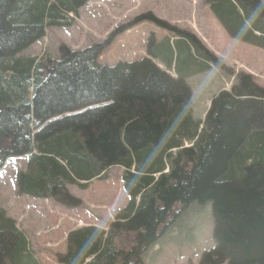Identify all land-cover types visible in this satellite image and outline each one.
I'll list each match as a JSON object with an SVG mask.
<instances>
[{"label": "trees", "instance_id": "trees-1", "mask_svg": "<svg viewBox=\"0 0 264 264\" xmlns=\"http://www.w3.org/2000/svg\"><path fill=\"white\" fill-rule=\"evenodd\" d=\"M88 1L0 0V170L27 156L19 194L65 207L81 204L67 184L85 190L110 168L124 170L126 206L107 230L70 231L56 261L144 264L196 202L209 203L213 219L214 246L203 264H264V88L238 72L229 91L211 98L204 120L194 119L190 86L151 60L98 64L112 37L133 24L82 50L60 47L56 61L17 57L47 27L69 26ZM202 1L231 38L264 50V0ZM169 29L181 42L170 48L151 40L150 56L169 61L176 52L184 73L209 65L232 73L193 35ZM0 264H36L27 236L1 209Z\"/></svg>", "mask_w": 264, "mask_h": 264}, {"label": "rangeland", "instance_id": "rangeland-1", "mask_svg": "<svg viewBox=\"0 0 264 264\" xmlns=\"http://www.w3.org/2000/svg\"><path fill=\"white\" fill-rule=\"evenodd\" d=\"M70 18L69 26L47 27L45 36L17 57L37 61L50 57L56 61L60 57V47L82 50L106 41L120 27L133 24L130 27L138 25L140 30L132 35L128 31L114 35L98 63L113 65L111 63L137 61L146 57L145 39L149 40L146 35L154 39L174 38L177 34L169 29L174 28L191 35L193 31L197 41L222 56L219 59L232 73L220 72L223 79L215 81L225 90H230L238 72L250 75L257 86L264 88V50L252 46L237 47L230 40H224L226 37L221 43L219 29L202 0H90L78 8L77 16ZM144 18H152L169 28L162 29L155 22H139ZM131 37L135 39L134 45L129 41ZM4 75L8 76L6 72ZM189 83L194 94L191 101L193 117L203 121L216 88L209 83L194 86L190 79ZM31 92L28 88L29 96ZM28 161L27 156L13 157L0 170V209L13 218L27 236L30 254L36 264H59L55 254L66 252V235L70 230L87 225L106 230L128 202L121 182L124 170L118 166L110 168L105 179L89 183L86 190L67 184L68 194L81 201L76 207L19 194L17 180L27 170ZM212 227L210 204L192 203L159 243L148 250L144 264H203L202 253L214 246Z\"/></svg>", "mask_w": 264, "mask_h": 264}, {"label": "crops", "instance_id": "crops-1", "mask_svg": "<svg viewBox=\"0 0 264 264\" xmlns=\"http://www.w3.org/2000/svg\"><path fill=\"white\" fill-rule=\"evenodd\" d=\"M204 3V2H203ZM206 7L208 8V6L206 5ZM208 10H209V8H208ZM210 11V10H209ZM210 13H211V15H212V18H213V20H214V22H215V24H216V26L218 27V29H219V35L221 36L220 38H222V40L221 39H219L220 41H221V43H223V41L224 40H230L231 42H233V43H235V45L237 46V47H239V46H246L247 48L249 47V46H252V45H249V44H246V43H244V42H241V41H238V40H236V39H233V38H231L228 34H227V32L224 30V28L221 26V24L217 21V19L215 18V16L212 14V12L210 11ZM139 28H138V25H136V26H134V27H130L128 30H126V31H128L129 32V35H132V34H134V32H136L137 30H138ZM140 30V29H139ZM126 31H124V32H122V33H125ZM192 33H193V35L195 36V33L192 31ZM119 35H121V34H119ZM146 37L147 38H149V40H148V42H147V40L145 39V44L147 45V48H146V52H147V54H146V57L144 56V57H142V59L143 58H147V59H149V60H151L152 61V63L153 64H155L159 69H161V70H163L164 72H166L169 76H171V77H173L174 79H177V78H181V79H183L187 84H188V86H192V84H190L189 83V79L190 80H193V85L194 86H196V85H198V86H203V84H205V83H209V84H211V85H214L215 86V88H216V92L214 93V95L215 94H217L218 92H220V91H222V90H225V88H223V87H221L220 85V83H217L215 80H217V79H223V76L222 75H220V70H218V69H216V68H212V66L211 65H209L206 69H204V70H202V71H190V72H187V73H184L182 70H181V67L179 66V64H177V61L175 60V57H176V52H174L173 53V56H172V60H169V61H166V60H164L162 57H160V56H150L149 55V53H148V48H149V43L151 42V40H154V44H156V45H161V43L163 42H165V44H168L169 46H170V48H174L175 47V43H177V42H181V40H180V38H178L177 36H175L174 38H171V37H169V36H164V37H162L163 39H158V38H156V39H154V37H152V38H150V37H148L147 35H146ZM223 37L225 38L224 40H223ZM132 39L131 40H129L130 42H131V44L133 43V40H135L134 39V37H131ZM202 45H203V47H205L211 54H213L218 60H220V59H222V56L220 55V54H218L217 52H215V51H213L209 46H206V45H204L203 43H201ZM132 45H134V43L132 44ZM145 45V46H146ZM252 47H254V46H252ZM255 48H257V47H255ZM259 49V48H258ZM261 50V49H260ZM191 52H192V54L194 53L193 51H192V49L190 50ZM103 53V52H102ZM148 55V56H147ZM219 55H220V57H219ZM101 56V55H100ZM99 56V57H100ZM220 58V59H219ZM99 59V58H98ZM141 60V59H140ZM140 60H137V61H121V62H138V61H140ZM221 61V60H220ZM98 62V61H97ZM99 65H102V66H104V65H106V66H114V65H116V64H114V63H111V64H113V65H108V63H105V64H100V63H98ZM223 64H225V63H223ZM193 86V87H194ZM225 91H227V90H225ZM192 93V92H191ZM202 94H203V92H202ZM194 99V94H192V97H191V101ZM210 100H211V98H210ZM209 100V101H210ZM192 103V102H191ZM86 190V189H85ZM38 200H40V199H38ZM47 200H52V199H44V201H47ZM53 201V200H52ZM111 223V222H110ZM93 226H95V225H93ZM97 227V226H96ZM80 228V227H79ZM75 229H77V228H75ZM72 230H74V229H72ZM72 230H70V231H72ZM69 231V232H70ZM68 232V233H69ZM67 233V234H68ZM66 237H67V235H66ZM66 244V243H65ZM66 248V247H65ZM34 259V258H33ZM56 259V258H55Z\"/></svg>", "mask_w": 264, "mask_h": 264}, {"label": "clouds", "instance_id": "clouds-1", "mask_svg": "<svg viewBox=\"0 0 264 264\" xmlns=\"http://www.w3.org/2000/svg\"><path fill=\"white\" fill-rule=\"evenodd\" d=\"M70 17H72V15H70Z\"/></svg>", "mask_w": 264, "mask_h": 264}]
</instances>
